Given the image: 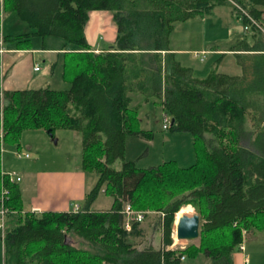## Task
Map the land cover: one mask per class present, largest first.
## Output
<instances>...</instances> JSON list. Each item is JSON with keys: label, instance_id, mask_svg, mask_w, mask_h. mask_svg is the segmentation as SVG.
<instances>
[{"label": "trees", "instance_id": "16d2710c", "mask_svg": "<svg viewBox=\"0 0 264 264\" xmlns=\"http://www.w3.org/2000/svg\"><path fill=\"white\" fill-rule=\"evenodd\" d=\"M233 1L240 8L230 0H0L2 15L14 12L32 28L2 35L0 15L3 44L29 50L37 36L43 51H63L62 79L68 84L4 90L0 53L4 144L18 145L26 130L77 131L81 167L97 177L77 212H26L19 185L2 174L0 144V199L7 190L4 264H182L183 257L200 254L213 264H232L248 235L264 236V34L258 38L252 27L254 41L231 49L240 74L194 77L170 48L177 23L212 15L217 5L231 3L244 26L250 21L243 11L263 23L264 0ZM93 11L113 14L117 34L110 50L96 52L86 38ZM134 94L143 103L158 101L175 120L170 130L192 135L193 164L170 160L141 168L125 160L128 137L152 139L140 127ZM117 159L123 161L119 170L112 168ZM100 193L111 198V208L93 211ZM127 205L144 212V219L149 212L161 215L163 248L134 244L131 238L144 235L143 221H131L128 229ZM186 205L200 216L199 244L167 249L176 214Z\"/></svg>", "mask_w": 264, "mask_h": 264}, {"label": "rangeland", "instance_id": "374dc122", "mask_svg": "<svg viewBox=\"0 0 264 264\" xmlns=\"http://www.w3.org/2000/svg\"><path fill=\"white\" fill-rule=\"evenodd\" d=\"M262 25L264 26V20ZM30 31H32V28L23 22L16 13L7 12L2 15V35H16ZM85 33L92 45L99 38L98 44L100 47L105 50L113 48L117 34V25L113 19V14L109 11L91 12L85 26ZM257 35H259L257 37L262 38L263 33L260 32ZM241 37L250 39V34L244 30L242 19L238 18L232 4L226 3L215 6L212 15L196 17L177 23L170 35V46L172 49H181L184 52L178 53L177 59L185 67L192 69L194 77L205 78L215 72L238 74L241 73L239 60L236 55L227 51ZM31 42L32 46L29 50L17 49L15 43L4 44L2 85L5 84V87L15 82L14 87L36 88L41 77H53L54 74L50 75L49 72L51 65L45 62L46 57L42 53L44 51L41 50L42 39L34 36ZM11 48L17 49V51H7ZM212 50L223 52L217 53ZM195 52L200 53V57L195 56ZM202 54L205 55L203 60L200 59ZM9 60L13 65L6 68V65L10 62ZM35 67H38L40 71H35ZM26 80L28 81L27 84H25ZM37 81L38 83H35ZM59 82L57 84L58 80L56 78L55 80L50 79V85L56 89L68 87V84L62 83V80H59ZM142 101V96L134 94L132 106L138 108L141 129L151 132L152 139L128 137L125 160H136L138 167L141 168L158 166L170 160H175L181 167H188L193 164L195 162V149L192 135L187 132L164 129L163 118L167 114L158 101L151 100L147 103ZM248 125L250 128L253 126H251V123ZM56 132L57 138L52 139L43 129L26 130L21 134L18 145L8 143L4 146L1 153L2 168L21 176L22 181L18 183L27 187V195L32 191L36 192V183L41 180V176L46 171L55 169L73 170L82 165V151L74 143L71 130H58ZM54 140H57V142L55 143ZM122 163L121 159H117L112 164V168L119 170ZM49 191L50 188L47 187L42 197L43 200L47 198ZM107 202H112L111 198L104 193H100L94 208L108 207ZM178 213L173 223V247L181 248L189 244H199V239L191 242L177 241L175 225ZM196 213L194 209L192 214ZM160 216L149 212L143 220L141 227L144 230V235L131 238L138 248H144L151 244L154 246L160 245L162 229ZM3 223L0 219V264L4 263ZM246 239L247 243L251 245L259 242L252 235H248ZM74 245L76 247L80 246L79 243H74ZM29 264L39 263L32 261ZM210 264H213V262Z\"/></svg>", "mask_w": 264, "mask_h": 264}, {"label": "crops", "instance_id": "0c3cea01", "mask_svg": "<svg viewBox=\"0 0 264 264\" xmlns=\"http://www.w3.org/2000/svg\"><path fill=\"white\" fill-rule=\"evenodd\" d=\"M250 34V39H246V37H241L235 43H233L230 48H229V53L236 54L235 51H231V49H236V46L243 40H247L248 43H252L254 41L253 38V33L252 31H248ZM87 38V34H86ZM259 38V37H258ZM101 39V37H100ZM88 40V38H87ZM99 38L96 40L95 43H93L92 47L96 49V52L100 51H106L100 45L98 44ZM14 45V44H13ZM171 48V46H170ZM172 49V48H171ZM42 50V49H41ZM7 51H17V49L11 48L8 49ZM214 52L220 53L223 51H218V50H212ZM172 52L175 53L176 59L178 53H184L181 49H172ZM3 53H4V44H3ZM2 53V54H3ZM46 59L45 62L50 63V75H53V80H62V83L65 84V82L62 79V65H63V51L62 52H57V51H51L47 50L42 52ZM3 57V56H2ZM1 57V71L4 68V60L2 61ZM201 59V58H200ZM179 61V59H177ZM203 60V59H201ZM8 65H6V68L9 65H13L11 63V60ZM180 62V61H179ZM182 64V62H180ZM184 66V64H182ZM35 69V68H34ZM8 70V69H7ZM35 71H40L35 70ZM3 72V71H2ZM240 74V73H238ZM3 76V74H2ZM51 78H44L41 77L40 83H38V87H32L33 89H38V88H44V87H52L50 84V79ZM43 79V80H42ZM54 82V81H53ZM15 82H12L10 85L5 87V84L2 85V89L4 90H22L26 88L22 87H14ZM28 81H25V84H27ZM67 84V83H66ZM34 86V85H33ZM68 88V87H67ZM56 89V88H55ZM66 89V88H63ZM72 132V139L74 143H76L77 148L81 149L82 151V135L81 133L77 131ZM57 133V132H56ZM56 133L54 135H48L52 139H56ZM55 143L57 140H54ZM3 170V168H2ZM5 171V170H4ZM6 172H10L6 171ZM21 177V176H20ZM97 180V177L95 174H88L85 172L81 166L76 167L73 170H68V169H55V170H50L46 171L44 175L41 176V180L36 183V192L32 191L29 195L26 194L27 187L26 186H21L18 182L17 184L19 185L22 193V206L24 211H29V212H35V213H40L44 211H74V208L76 206L79 207V209H82L85 205V198L86 194L93 188ZM22 181V180H20ZM19 181V182H20ZM47 187L50 188L49 194L47 195V198L43 200V194L44 191L47 189ZM98 199V198H97ZM96 201L91 205V210L93 211H105L109 210L111 208V203L112 202H107L108 207H98L94 208ZM257 234V235H255ZM252 235V237H256V241H259L257 243H254V245H251L247 243V237L244 239V242L242 243L244 249L241 250L239 247L237 250L234 251L232 254V264H245V260H249V264H264V236L261 233H255ZM173 240V239H172ZM246 240V243H245ZM178 241V240H177ZM152 245V244H151ZM198 245V244H195ZM174 244L172 243L171 246H169L167 249H173ZM156 249L163 248L162 244V234H161V240H160V245L154 246ZM3 257H4V246H3ZM4 262V261H3ZM211 260L208 259L205 255L200 254L196 257H184L182 259V264H210ZM4 264V263H3Z\"/></svg>", "mask_w": 264, "mask_h": 264}, {"label": "built area", "instance_id": "2783aa9c", "mask_svg": "<svg viewBox=\"0 0 264 264\" xmlns=\"http://www.w3.org/2000/svg\"><path fill=\"white\" fill-rule=\"evenodd\" d=\"M236 7L240 8L233 0H230ZM242 13H244V15L249 19L250 23L247 24L246 26H244V30L246 31H250L252 29V27H255L256 29H258L261 33L264 34V26L262 24H260L259 22H257L254 18H252L247 12L243 11ZM0 15L2 16V12H0ZM0 53L2 54L3 53V41L2 39H0ZM200 53H195V56L197 57H200ZM204 55V54H202ZM203 57H201V59H203ZM39 68L38 67H35V70H38ZM2 122V121H1ZM171 126V118L167 115L164 116L163 118V128L164 129H169V127ZM3 127L1 125V129H0V144H1V153L2 151L4 150V141H3ZM2 174L7 176L9 178V180L12 182V183H17L21 180V177L18 175V174H15V173H11V172H6L4 170H2ZM7 193V190H3L2 191V197L0 199V219L4 222L5 220V214H6V208H5V205H4V197ZM79 210V207L76 206L74 208V212H77ZM124 213L126 214V227L128 229H130V222L131 221H138V222H141L143 221L144 219V216H145V213L144 212H136L134 211L129 205L126 206L125 210H124ZM4 224V223H3ZM3 226V225H2ZM239 248L241 250L244 249L243 245H240ZM184 258V257H183ZM182 258V259H183ZM245 264H249V260L246 259L245 260Z\"/></svg>", "mask_w": 264, "mask_h": 264}, {"label": "water", "instance_id": "95a60500", "mask_svg": "<svg viewBox=\"0 0 264 264\" xmlns=\"http://www.w3.org/2000/svg\"><path fill=\"white\" fill-rule=\"evenodd\" d=\"M175 124L172 118L171 126ZM180 211V210H179ZM200 216L196 213L193 215H180L176 224V238L180 241H194L200 236Z\"/></svg>", "mask_w": 264, "mask_h": 264}, {"label": "bare ground", "instance_id": "6f19581e", "mask_svg": "<svg viewBox=\"0 0 264 264\" xmlns=\"http://www.w3.org/2000/svg\"><path fill=\"white\" fill-rule=\"evenodd\" d=\"M193 211H194V208H193L192 206H190V205L183 206V207L180 209L179 213H178V217H179L180 215H183V214L191 215V214L193 213ZM192 215H193V214H192ZM178 217H177V219H176V224H177ZM177 240H178V239H177ZM178 241H180V240H178Z\"/></svg>", "mask_w": 264, "mask_h": 264}]
</instances>
